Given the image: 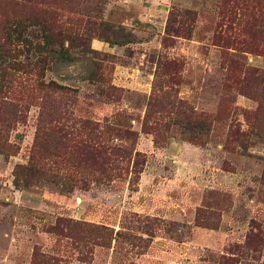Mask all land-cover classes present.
I'll use <instances>...</instances> for the list:
<instances>
[{
  "label": "rangeland",
  "instance_id": "374dc122",
  "mask_svg": "<svg viewBox=\"0 0 264 264\" xmlns=\"http://www.w3.org/2000/svg\"><path fill=\"white\" fill-rule=\"evenodd\" d=\"M221 2L0 0V264H264L261 27Z\"/></svg>",
  "mask_w": 264,
  "mask_h": 264
},
{
  "label": "trees",
  "instance_id": "16d2710c",
  "mask_svg": "<svg viewBox=\"0 0 264 264\" xmlns=\"http://www.w3.org/2000/svg\"><path fill=\"white\" fill-rule=\"evenodd\" d=\"M222 2L227 3V7H231L227 9V18L231 21V26L228 27V29L232 30L234 29V25L236 24L238 29L240 30L239 24L241 23V16H244V12L248 10V6L250 10L252 9L253 15L252 17L254 22L257 24V26L261 27L260 30H254V35L256 36V42L252 43V45L258 46L259 49L254 50L257 51V54L264 55V0H222ZM221 2V3H222ZM226 7V8H227ZM256 11V12H255ZM256 13V15H255ZM223 12L219 10L218 15H222ZM7 20V19H6ZM252 20V21H253ZM222 23H217L216 27L220 28V25ZM15 23L14 21H10L9 19L4 22L3 24V37L5 40H10L11 35L15 34ZM225 27V26H224ZM216 34V33H215ZM19 35V34H17ZM215 36V35H214ZM231 37H224L221 41H228ZM255 41V40H254ZM194 123H197L199 126V131H202V133H206L208 129V119L205 116H197L196 119H194ZM95 149V148H94ZM99 152V151H98ZM100 154V152H99ZM135 172H138L137 170H134ZM261 179L264 182V171L261 175Z\"/></svg>",
  "mask_w": 264,
  "mask_h": 264
},
{
  "label": "crops",
  "instance_id": "0c3cea01",
  "mask_svg": "<svg viewBox=\"0 0 264 264\" xmlns=\"http://www.w3.org/2000/svg\"><path fill=\"white\" fill-rule=\"evenodd\" d=\"M91 45H92V47H98V48H103L104 47V45H107L106 43H104V42H99V41H93L92 43H91Z\"/></svg>",
  "mask_w": 264,
  "mask_h": 264
}]
</instances>
